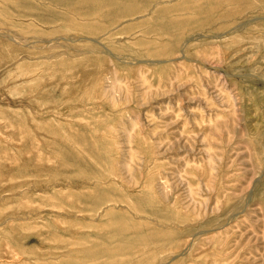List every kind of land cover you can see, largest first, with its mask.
Here are the masks:
<instances>
[{
	"label": "rangeland",
	"instance_id": "1",
	"mask_svg": "<svg viewBox=\"0 0 264 264\" xmlns=\"http://www.w3.org/2000/svg\"><path fill=\"white\" fill-rule=\"evenodd\" d=\"M0 264H264V0H0Z\"/></svg>",
	"mask_w": 264,
	"mask_h": 264
}]
</instances>
